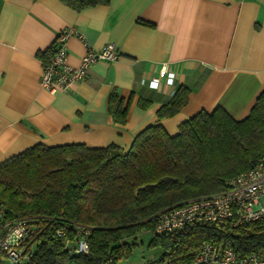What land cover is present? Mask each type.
Segmentation results:
<instances>
[{
    "label": "crops",
    "instance_id": "crops-1",
    "mask_svg": "<svg viewBox=\"0 0 264 264\" xmlns=\"http://www.w3.org/2000/svg\"><path fill=\"white\" fill-rule=\"evenodd\" d=\"M69 28L77 33L66 42L70 65L106 44L119 56L93 63L69 90L49 92L38 53L53 50ZM162 67L172 84L149 88ZM179 85L189 88L186 105L158 118ZM112 91L124 105L130 98L124 124L108 112ZM262 91L264 0H110L81 11L60 0H0V163L37 143L127 150L148 125L175 135L180 123L216 107L242 120Z\"/></svg>",
    "mask_w": 264,
    "mask_h": 264
},
{
    "label": "trees",
    "instance_id": "trees-1",
    "mask_svg": "<svg viewBox=\"0 0 264 264\" xmlns=\"http://www.w3.org/2000/svg\"><path fill=\"white\" fill-rule=\"evenodd\" d=\"M60 1L75 11L110 2ZM51 54L52 49L38 53L44 61ZM188 95L187 86H177L157 117L177 114ZM129 99L124 105L116 91L110 93L108 112L115 122L125 123ZM260 157L264 91L242 120L222 107L202 110L180 123L175 135L160 123L146 126L127 150L115 144H34L0 163V203L7 218L31 219L32 233L24 243L29 256L19 264H118L136 244L128 240L142 232L151 234L148 247L159 251L153 263L192 264L204 241L241 254L264 248V219L237 228L192 223L154 234L158 214L225 190ZM79 225L89 229L86 253L72 251Z\"/></svg>",
    "mask_w": 264,
    "mask_h": 264
},
{
    "label": "built area",
    "instance_id": "built-area-1",
    "mask_svg": "<svg viewBox=\"0 0 264 264\" xmlns=\"http://www.w3.org/2000/svg\"><path fill=\"white\" fill-rule=\"evenodd\" d=\"M77 34L72 28L61 32L53 46L51 56L42 62L40 84L49 92L67 91L74 84L85 79L89 67L99 61H114L119 52L114 44H106L99 50L88 48L78 65L67 62L66 42L70 35ZM79 35V34H78ZM79 37L82 38L81 35ZM174 74L164 67L158 76L147 82L149 88L157 89L160 81L171 85ZM143 82V81H142ZM225 190L189 199L160 212L154 234L181 230L192 223H209L237 228L264 219V157L244 172L227 182ZM30 218L9 219L0 203V257H7L13 263H22L29 256L24 243L32 233ZM74 253L88 251L86 226H75ZM62 231L58 230L57 234ZM159 264H168L161 262ZM192 264H264V248L248 253H238L229 246L204 241Z\"/></svg>",
    "mask_w": 264,
    "mask_h": 264
},
{
    "label": "rangeland",
    "instance_id": "rangeland-1",
    "mask_svg": "<svg viewBox=\"0 0 264 264\" xmlns=\"http://www.w3.org/2000/svg\"><path fill=\"white\" fill-rule=\"evenodd\" d=\"M150 239L151 234L149 232L138 234L135 240L129 239V242L135 241L136 244L132 245L131 253L128 256L119 259L118 264H155L153 261L157 258L159 251L148 247ZM0 264H13V262L7 257H0Z\"/></svg>",
    "mask_w": 264,
    "mask_h": 264
}]
</instances>
